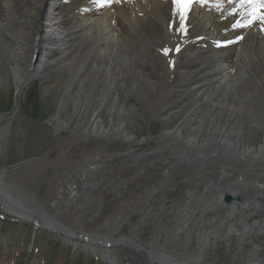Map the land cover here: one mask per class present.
Masks as SVG:
<instances>
[{
  "label": "rangeland",
  "instance_id": "374dc122",
  "mask_svg": "<svg viewBox=\"0 0 264 264\" xmlns=\"http://www.w3.org/2000/svg\"><path fill=\"white\" fill-rule=\"evenodd\" d=\"M26 1L14 3L16 11L9 15L5 0H0V115L13 111L19 90L17 82H25L18 111L0 117V178L4 179L5 190L25 208H30L31 213L52 216L79 235L94 234L98 240H92L91 236L78 241L63 238L46 226V218L34 214L36 221L28 222L0 209V264H129L131 257L139 253L133 240H140L153 249L162 236H166L162 245L166 239L172 240L169 243H173V249L166 247L171 249L168 252L177 253L183 240L173 238L175 226L170 225L173 218L159 215H163L164 205L170 207L172 202L174 212H178L184 202L213 196L225 186L241 191L245 202L262 195L221 177L235 171L245 177V183L264 186V168L234 169L225 156L216 152L217 143L211 136L218 128L226 127L220 107L227 103L229 95L219 93L216 103L210 107L206 100L212 91L198 88L211 79L201 74L207 70L203 68L204 61L210 62L208 57L214 50L226 48L225 43L219 42L212 48L209 40L187 41L174 64L179 76L169 78L163 50L165 36L160 28L151 25L147 28L149 41L144 44L138 40L141 50L135 54L137 67L150 79L153 93L147 94L142 77L125 75L120 65H117V76L111 78L113 84L107 82L105 71L97 73V64L100 61L104 64L106 59L95 52L100 50L92 49L98 43L93 45L91 35L84 36L87 31L65 49L45 55L40 48L36 50L39 33L31 25L20 23H34L31 18L34 9L30 3L25 7ZM103 2L73 0L68 6L75 5L80 11L77 21L85 23L90 18L101 19L104 8L100 11L99 7L109 5ZM215 3L221 8L228 7L223 1ZM66 25L74 24L67 21ZM199 43L205 51H200ZM196 53L197 59L193 57ZM45 62L52 64L42 73L32 75ZM31 78V82H26ZM249 82L251 92L262 98L256 92L255 82ZM247 101L250 99L241 107L238 102L230 104L236 117L242 116L233 118L230 126L233 130L244 129L246 145L259 148L264 144V131L255 122L256 113L250 110L251 103ZM97 115L106 130L124 126V136L114 137L109 133L98 136L92 129ZM259 117L264 121L261 111ZM186 118L183 139L201 137L208 142L207 147L199 150L203 159L195 157L197 153L193 151L188 152V147L173 146L174 143L161 137ZM125 136L134 137L137 142L122 143L120 138ZM94 160L98 165L88 169ZM256 172L260 174L259 179H251ZM72 192L77 194V200L71 199ZM206 193L209 194L205 196ZM227 195L223 202L232 206L234 200L226 202ZM150 206L157 207L150 210ZM260 216L263 220L264 211ZM108 237L110 241L105 240ZM105 245L109 246L108 252ZM123 249L133 254H125ZM219 255L215 253L206 261L232 264L234 259L243 257L235 253L232 257ZM147 256V253L142 256L145 258L139 264H157Z\"/></svg>",
  "mask_w": 264,
  "mask_h": 264
},
{
  "label": "bare ground",
  "instance_id": "6f19581e",
  "mask_svg": "<svg viewBox=\"0 0 264 264\" xmlns=\"http://www.w3.org/2000/svg\"><path fill=\"white\" fill-rule=\"evenodd\" d=\"M72 1L27 0L25 7L28 6L26 4L30 3L32 7L29 6L34 9L31 16L34 23H28L29 21H21L20 23L21 25H31L34 30H37L41 41H38L36 50L40 48L44 55L65 49L69 43L75 41V38L87 31L84 36L91 35L93 45L98 43L92 49L100 50L95 52L106 59L104 64L101 61L97 64V73L100 74L105 71L109 84H113L111 78L117 76V65H120L124 68L125 75H133L136 79H138V75L141 76L143 83H145V93H153L148 82L150 79L147 78L144 72L139 70L135 57V54L141 50L137 43L138 40H141L144 44L149 41L150 33L147 28H150L151 25L160 28L163 36H165L163 50H168L165 62L166 67L169 69V78L179 76V73L174 69V64L178 59V52L182 50L187 41L209 40L212 48H215L219 42L225 43L226 48L223 47L220 51L213 49L214 52L212 51V55L209 54L208 57L210 62L205 63L204 61L203 64V68L207 70L204 73L200 72L211 77L207 82H203L198 86L200 90L212 91L206 100L210 107L216 103L215 97H218L219 93H221V96L229 95L226 100L227 103L220 107L226 127L215 130L211 139L217 143L216 152L218 155L225 156L234 169L247 166L253 171L254 168L260 170L264 168V144L259 148L247 146L244 141V129L236 128V130H233L230 126L233 118L235 120L242 118V116L236 117V112L231 109L230 104L238 102V106L241 107V104L249 98L250 101L247 102L249 105L251 103L250 110L256 113L254 120L258 125H261L260 127L264 131V121L259 117L260 111L264 113V20H261V17H264V7L259 8L260 3H241L240 0H202V2L201 0H193V3L186 9L181 8L178 10L171 0H119V2L116 0L112 5L108 3L109 5L105 4L103 7H99L100 5L97 4L98 10L104 8L100 20L85 18L87 22L79 23L80 21H77V18L80 17L79 9L75 8V5L74 8L68 6V3ZM218 1L226 2L227 9L221 8L218 3H215ZM18 2H22V0H5L6 13L13 15L16 11L14 3ZM101 2L99 1V3ZM115 3L116 5H114ZM67 21L73 22L74 25L68 27L66 25ZM181 24L184 25L183 29H181ZM43 27L42 34L41 29ZM135 34L139 39L134 37ZM199 49L205 51L202 43H199ZM35 52L32 53L33 56H35ZM197 53L193 56L196 59L198 58ZM206 53L208 54V52ZM51 64L48 62L41 64L35 68L32 75L42 73L46 66ZM256 68L257 72L255 71ZM216 75L221 77L217 78ZM31 80L33 79L26 80V82H31ZM249 81L255 82L256 92L262 98H258L256 93L251 92L249 87L251 82ZM24 83L17 82L18 99ZM256 106L257 110L255 109ZM186 121L187 118L176 129L163 133L161 137L165 141L174 143L173 146L188 147L190 150L188 152L193 151L197 153L194 155L195 157L203 159L204 157L201 153L199 154V150L207 147L208 142L201 137L184 140L183 126ZM92 129L98 136H105L109 133V136L113 135L114 137H123V131H125L124 126L117 130H106L103 120L98 118V115L93 121ZM93 130L91 131L93 132ZM1 132L6 133L5 130ZM120 139L122 143L137 142L134 137L130 138L129 136ZM210 158L213 157L210 156ZM94 162L89 165L88 169L91 168V165L93 167L98 165L97 160H94ZM95 171L96 169L92 172ZM4 173L3 171L2 176ZM259 176L260 174L256 172L255 175L251 176V179H259ZM221 177L229 179L228 183L234 181L235 185L241 186L245 190L254 189L262 195L254 201L245 202L244 198H241L243 197L241 191H235L231 187L225 186L226 188L218 191L213 196L184 202L183 207L178 212H174V203H169L171 204L170 207L164 205L162 207L163 215L161 213L159 215L166 219L173 218L170 221V225L175 226L173 238L178 237L183 240L182 243L180 242V246L178 245L180 248L176 249L177 253H169L168 251L171 249L166 247L173 249V243H169L172 240L168 241L166 239L163 245L161 242L166 236L157 239V246H153V249L143 244L144 242L141 243L140 240H133L139 248V250L137 249L139 253H135L136 256L131 257L129 264H139L145 258L142 256L146 253L148 259L153 262L156 260L157 264H209L206 260L209 261V257L215 253L227 257H232L234 253L243 256H240L242 258H239V260L234 259L232 264H264V219L261 220L260 216L264 211V186L245 183V177L235 171L226 172V175L222 174ZM3 180L0 178L1 211L18 220L36 221V218L33 217L36 213H31L30 210L28 211L30 208H25L26 206L24 207L23 203L13 198L5 190ZM72 193L71 199L77 200V194ZM227 193H230L232 195L230 196L233 197L234 203L232 206H228L223 202V198ZM207 194L209 193H206L205 196ZM155 207L150 206L149 208L152 210ZM36 215L46 218L48 222L46 226L58 229L67 237L72 238L79 235L72 229L61 225L52 216ZM91 236L98 240V236H94V234ZM105 246H107L105 251L108 252L109 246ZM123 251L125 254H133L128 249H123Z\"/></svg>",
  "mask_w": 264,
  "mask_h": 264
},
{
  "label": "snow or ice",
  "instance_id": "6c2138e0",
  "mask_svg": "<svg viewBox=\"0 0 264 264\" xmlns=\"http://www.w3.org/2000/svg\"><path fill=\"white\" fill-rule=\"evenodd\" d=\"M105 3H111V0H104ZM119 2V0H117ZM171 2L177 6L178 10L181 8L186 9L189 5L193 3V0H171ZM202 2V0H201ZM241 3H251L256 4L260 3L262 6H264V0H240ZM261 20H264V17H261ZM184 28V25L181 24V29ZM165 54H167L168 50L165 49Z\"/></svg>",
  "mask_w": 264,
  "mask_h": 264
},
{
  "label": "water",
  "instance_id": "95a60500",
  "mask_svg": "<svg viewBox=\"0 0 264 264\" xmlns=\"http://www.w3.org/2000/svg\"><path fill=\"white\" fill-rule=\"evenodd\" d=\"M16 104H15V107H14V109H13V111L11 112V113H3V114H1L0 115V117L2 116V117H5V116H8V115H10V114H13L14 115V113H16V111H18V109H19V105H20V101H19V99H18V93L16 94ZM232 199H233V197H231L230 195H227L226 196V198H225V201L226 202H228V203H232ZM31 222H34V221H31ZM53 229H55V231H56V233L60 236V237H63V238H66L67 236H65L64 234H62L60 231H58V229H56V228H54L53 227ZM85 236H91L90 234H81V235H78V237H72L71 239L73 240V241H78V240H80L81 238H83V237H85ZM91 237H93V236H91ZM70 238V237H69ZM92 240H95L94 238L92 239ZM108 241H109V239H107Z\"/></svg>",
  "mask_w": 264,
  "mask_h": 264
}]
</instances>
